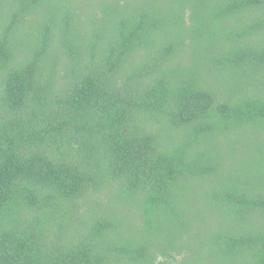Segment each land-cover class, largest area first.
<instances>
[{
	"label": "trees",
	"instance_id": "1",
	"mask_svg": "<svg viewBox=\"0 0 264 264\" xmlns=\"http://www.w3.org/2000/svg\"><path fill=\"white\" fill-rule=\"evenodd\" d=\"M0 264H264V0H0Z\"/></svg>",
	"mask_w": 264,
	"mask_h": 264
}]
</instances>
